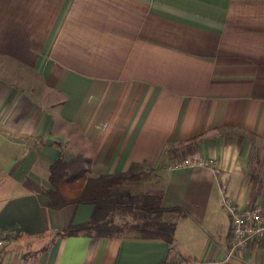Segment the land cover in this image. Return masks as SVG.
<instances>
[{
	"label": "crops",
	"instance_id": "crops-1",
	"mask_svg": "<svg viewBox=\"0 0 264 264\" xmlns=\"http://www.w3.org/2000/svg\"><path fill=\"white\" fill-rule=\"evenodd\" d=\"M75 155L93 178L154 174L124 186L185 211L152 215L172 244L54 238L93 210L45 206L50 165ZM182 157L218 172L167 169ZM224 196L264 210V0H0V264H264V237L227 257Z\"/></svg>",
	"mask_w": 264,
	"mask_h": 264
},
{
	"label": "trees",
	"instance_id": "trees-1",
	"mask_svg": "<svg viewBox=\"0 0 264 264\" xmlns=\"http://www.w3.org/2000/svg\"><path fill=\"white\" fill-rule=\"evenodd\" d=\"M91 162L81 155L69 160L57 157L49 167L48 181L50 189L46 191V207L54 210L71 204H91L93 210L90 219L82 224H68L53 232V237L95 235L112 236L126 234L133 237L162 239L172 244L176 223L162 222L152 219L153 214L170 212L177 217L185 216L181 208H162L145 197L137 202L124 183L137 181L139 175H106L89 177ZM161 195V193H160ZM157 193V198L159 196ZM157 200V202H158ZM130 216L135 223H116L114 216ZM167 262L163 263L166 264Z\"/></svg>",
	"mask_w": 264,
	"mask_h": 264
},
{
	"label": "built area",
	"instance_id": "built-area-1",
	"mask_svg": "<svg viewBox=\"0 0 264 264\" xmlns=\"http://www.w3.org/2000/svg\"><path fill=\"white\" fill-rule=\"evenodd\" d=\"M207 168L215 173L218 172L216 162L213 158L182 157L173 159L167 164L168 170L185 168ZM222 207L228 212L230 219V245L227 257L230 258L236 252L248 248V244L254 240L264 237V210L259 206L239 209L227 197L221 200ZM6 238L0 232V253L6 246ZM166 264H186L183 260H174Z\"/></svg>",
	"mask_w": 264,
	"mask_h": 264
},
{
	"label": "rangeland",
	"instance_id": "rangeland-1",
	"mask_svg": "<svg viewBox=\"0 0 264 264\" xmlns=\"http://www.w3.org/2000/svg\"><path fill=\"white\" fill-rule=\"evenodd\" d=\"M140 174V173H139ZM138 174V175H139ZM144 177H146V178H148V182H150V183H153V181H155V177H154V174H152V173H150V172H147V173H141V176H140V179L139 180H137V181H133V180H131V183H128V184H130L129 185V187H133V188H136V186H139L140 188L141 187H144V183H145V178ZM152 179V180H151ZM144 180V181H143ZM137 184V185H136ZM125 188H127V187H125ZM128 189V188H127ZM118 223H122V222H119V221H117Z\"/></svg>",
	"mask_w": 264,
	"mask_h": 264
}]
</instances>
